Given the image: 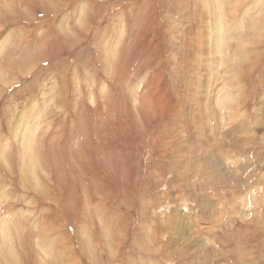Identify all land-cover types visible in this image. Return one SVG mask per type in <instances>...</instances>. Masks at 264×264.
Listing matches in <instances>:
<instances>
[{
	"label": "rangeland",
	"instance_id": "obj_1",
	"mask_svg": "<svg viewBox=\"0 0 264 264\" xmlns=\"http://www.w3.org/2000/svg\"><path fill=\"white\" fill-rule=\"evenodd\" d=\"M0 264H264V0H0Z\"/></svg>",
	"mask_w": 264,
	"mask_h": 264
},
{
	"label": "bare ground",
	"instance_id": "obj_2",
	"mask_svg": "<svg viewBox=\"0 0 264 264\" xmlns=\"http://www.w3.org/2000/svg\"><path fill=\"white\" fill-rule=\"evenodd\" d=\"M214 4V3H213ZM217 5H218V1H217ZM214 6H215V4H214ZM219 6V5H218ZM218 9V8H217ZM216 18H217V20L215 21V24H214V29H217V30H220L221 31V29H223V23H222V19H221V15L219 16V15H216ZM211 29V28H210ZM203 33V31L201 30L200 31V33ZM216 32H219V31H216ZM195 33H196V31H195ZM204 34V33H203ZM216 34H218V33H216ZM201 50V49H200ZM200 50H198V51H200ZM205 50V49H204ZM203 51V50H202ZM206 51V50H205ZM260 112H262L261 111V109H260V107H258V108H256V110H255V115H258V114H260ZM237 117V116H236ZM242 117V116H241ZM244 117V116H243ZM249 121H246L245 122V125L248 123ZM242 124V123H241ZM243 124H244V122H243ZM248 124H250V123H248ZM259 126H262V124H260ZM250 138H248V140H246V141H243V143H250ZM252 141H254L253 139H252ZM254 144V143H253ZM27 150L29 151V147H27ZM213 173V175H214V171L212 172Z\"/></svg>",
	"mask_w": 264,
	"mask_h": 264
},
{
	"label": "crops",
	"instance_id": "obj_3",
	"mask_svg": "<svg viewBox=\"0 0 264 264\" xmlns=\"http://www.w3.org/2000/svg\"><path fill=\"white\" fill-rule=\"evenodd\" d=\"M240 219V218H239Z\"/></svg>",
	"mask_w": 264,
	"mask_h": 264
}]
</instances>
